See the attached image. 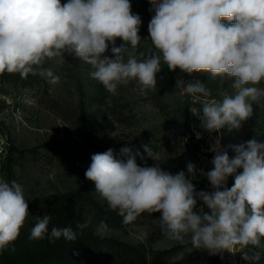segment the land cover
Masks as SVG:
<instances>
[{"label": "clouds", "instance_id": "obj_1", "mask_svg": "<svg viewBox=\"0 0 264 264\" xmlns=\"http://www.w3.org/2000/svg\"><path fill=\"white\" fill-rule=\"evenodd\" d=\"M154 12L149 37L155 51L135 50L141 41V17L131 11L130 0H0V75H38L51 84L60 77L47 61L72 55L94 69L90 75L111 94L121 85L135 81L144 90L157 88L161 63L170 71L205 72L213 79L231 81L234 92L222 100H206L202 109L192 107L201 127L209 132L227 127L239 129L253 113V103L264 99V0H149ZM234 21V22H233ZM117 38L123 43L116 45ZM111 45L112 56L105 53ZM132 52H129L128 46ZM127 59H125V54ZM182 95L204 97L209 90L200 82L176 80ZM197 139L201 138L196 133ZM143 153L122 147L119 154L109 148L91 156L85 177L94 182L96 192L112 210H118L123 223L137 220L141 214L159 213L164 235L183 242L190 237L192 247L211 255L224 250L258 249L264 238V142L253 138L244 144L230 145L235 155L217 147L207 172L211 185L220 189L229 176L231 188L212 193L197 191L193 184L196 166L189 162L176 174L158 164L140 166L137 157L157 161L149 144ZM242 169V171H238ZM204 207L197 211V201ZM28 202L22 185L0 179V255L20 234L27 216ZM50 216L37 218L29 239L49 240L63 237L75 241L72 227H52ZM87 223L78 224L84 229ZM101 221L96 234L109 232ZM15 250L14 248L12 249ZM261 253H243L249 264H258Z\"/></svg>", "mask_w": 264, "mask_h": 264}, {"label": "rangeland", "instance_id": "obj_2", "mask_svg": "<svg viewBox=\"0 0 264 264\" xmlns=\"http://www.w3.org/2000/svg\"><path fill=\"white\" fill-rule=\"evenodd\" d=\"M64 3L67 0H61V4ZM130 3L132 13L138 14L142 21L141 41L135 50L140 59L139 53L148 55L150 50L155 51L148 32L154 12L150 11L149 0H130ZM121 43L123 41L117 38L116 45ZM128 48L129 52L133 51L130 45ZM105 55L112 56L111 45ZM45 67L52 68L60 77L58 83L51 84L31 74L27 78H21L19 74L0 75V179L7 176L11 181L15 180L28 196L83 189L106 204L107 201L96 192L94 182L85 177L91 156L109 148L119 154L122 139L136 130L151 128L155 132L151 147L158 158L156 165L162 170L172 174L183 170L187 175L186 165L193 163L196 172L192 182L198 192L223 191L234 184V176H229L225 184L216 189L207 177V172L214 168L212 160L216 152L213 149L217 147V141L219 149L227 151L230 158L235 155L230 145L244 144L253 138L264 142V99L258 103L263 112L252 113L239 129L225 127L219 132H209L201 127L198 116L190 109H202L201 104L206 100H222L224 94L233 93L231 81L219 77L213 79L205 72L189 75L179 69L170 71L163 62L157 73L155 91H141L135 81L119 86L116 94L106 98V113L100 117L98 127L87 130L86 134L84 119L97 109L92 107L97 80L90 73L94 69L68 54L47 61ZM178 78L204 84L210 95H182L176 88ZM257 86L264 89V81ZM255 105L253 103V108ZM196 133L201 134L200 139ZM173 137H176V146L166 149L163 141ZM200 207L209 211L198 200L196 210ZM115 211L118 214V210ZM118 216L117 226L109 227L108 235L148 251L175 249L179 259L193 254V259L182 264H249L243 253L251 256L255 251L261 253L258 264H264V238L258 249L236 246L232 251L211 255L207 250L193 248L190 237L186 236L183 242L168 239L162 232L159 213L145 212L129 224L123 223V218ZM87 218V225L97 229L100 222L95 214L90 212Z\"/></svg>", "mask_w": 264, "mask_h": 264}, {"label": "trees", "instance_id": "obj_3", "mask_svg": "<svg viewBox=\"0 0 264 264\" xmlns=\"http://www.w3.org/2000/svg\"><path fill=\"white\" fill-rule=\"evenodd\" d=\"M110 94L100 82H95L92 107L96 106L97 109L84 119L83 127L86 134L87 130L96 129L100 124L99 119L106 113V98ZM255 104L253 113L263 112L262 105ZM152 130L151 128L143 131L136 130L125 135L121 148L127 146L134 151L139 149L143 153L141 147L143 144L152 146L151 138L155 135ZM163 144L166 149L176 146V137L168 138L163 141ZM144 156L145 160L137 157V163L140 166L156 165L153 159L147 158L146 153ZM3 180L11 182V178L7 176ZM24 197L28 202L29 215L20 229L17 240L0 255V264H182L187 259H193V254L177 258L175 249L148 251L140 245L108 234L101 238L96 234V229L89 225L82 230L78 229V224L87 222V215L90 212L95 214L99 222L104 221L108 228L117 226L119 221L115 210L86 190L56 192L43 196H28L24 193ZM44 215L50 216L49 233L52 227L70 226L77 232V239L66 241L61 237L49 240L48 235L42 240L29 239L37 218Z\"/></svg>", "mask_w": 264, "mask_h": 264}]
</instances>
